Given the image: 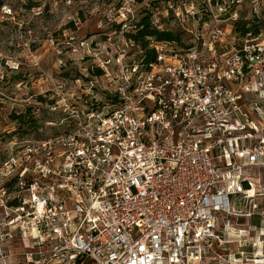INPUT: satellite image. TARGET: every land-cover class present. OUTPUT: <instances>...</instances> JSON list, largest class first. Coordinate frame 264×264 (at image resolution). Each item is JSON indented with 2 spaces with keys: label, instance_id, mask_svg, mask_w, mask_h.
<instances>
[{
  "label": "built area",
  "instance_id": "2783aa9c",
  "mask_svg": "<svg viewBox=\"0 0 264 264\" xmlns=\"http://www.w3.org/2000/svg\"><path fill=\"white\" fill-rule=\"evenodd\" d=\"M119 1L124 46H111L109 36L92 66L108 97L52 105L63 115L46 123L61 130L26 141L0 165V239L18 233L32 249L27 263L79 264L89 256L96 264H202L224 243L221 229L246 230L230 216L256 211V202L236 209L230 195L260 194L264 43L216 53L227 33L221 23L240 17L241 0H167L164 16L197 18L200 30L185 28L194 33L188 45L150 37L152 60L131 53L137 45L124 35L138 1ZM150 19L169 29L158 13ZM258 228L264 242V216ZM250 244L255 258L257 243ZM239 255L218 254L221 264L248 257Z\"/></svg>",
  "mask_w": 264,
  "mask_h": 264
},
{
  "label": "rangeland",
  "instance_id": "374dc122",
  "mask_svg": "<svg viewBox=\"0 0 264 264\" xmlns=\"http://www.w3.org/2000/svg\"><path fill=\"white\" fill-rule=\"evenodd\" d=\"M0 3L2 165L15 156L26 141H37L61 130L60 126L46 123L63 115L60 109L51 111L52 105H60L68 99L82 104L90 101L92 96H101L105 100L108 97L105 81L100 77L98 82L94 81V74H98V69L92 71L95 53L98 47L102 44L108 46L111 41V46L119 45L122 48L124 44L116 20L119 0H0ZM167 4V0L138 1L135 3V19L138 20L145 12L158 13L166 20L167 27L179 33L182 43L188 45L194 38L193 32L200 30L201 22L197 18L181 22L171 13L168 17L164 16ZM234 8L243 21H248L253 30L260 32L255 37H250L253 36L251 34L241 36L235 30L236 20L223 21L221 25L227 33L224 41L216 44L217 54L223 50L231 54L233 48H238L243 42L264 43V0H241ZM187 27L192 28L193 32L186 31ZM109 36L111 41L108 40ZM83 39L89 44L81 45ZM128 48L131 53L137 54L136 46L130 45ZM90 80L94 83L92 87ZM105 102L109 104L112 101ZM253 172L254 168H250L248 174L256 176ZM258 175L261 178L256 181V193L260 194L252 199L242 198L240 193L230 195L231 202L236 200V209L242 212L253 202L257 203L252 217L241 213L230 216L232 225L236 229H246V234L241 237L225 236L229 241L225 243L226 247L216 244V251H209L202 264H221L218 254L224 256L229 251L239 249L248 255L240 258L241 264H264V242L260 243L255 258L251 255L253 247L250 244L253 240L251 236L257 233L264 216V170ZM9 190L11 196L17 193L14 184ZM221 233L226 235L228 232L221 229ZM31 250L25 247V242L15 232L11 238L0 239V264H31L26 260V253ZM79 264L96 262L88 256L83 257Z\"/></svg>",
  "mask_w": 264,
  "mask_h": 264
},
{
  "label": "trees",
  "instance_id": "16d2710c",
  "mask_svg": "<svg viewBox=\"0 0 264 264\" xmlns=\"http://www.w3.org/2000/svg\"><path fill=\"white\" fill-rule=\"evenodd\" d=\"M138 1L141 2V0ZM227 15L228 13H226L224 16ZM247 23L248 21H243L242 17L235 21V30L239 32V35L245 36L250 33L251 35L255 36L260 32L258 29L253 30L252 26H249ZM124 35L134 39L137 45L136 50L138 51L139 57L148 60H152L155 57V49L149 47L150 37L154 38V40L172 41L173 39H176L181 41L179 33H176L170 29H160L153 26L150 19V12H145L138 20H134L132 22L131 28L125 31Z\"/></svg>",
  "mask_w": 264,
  "mask_h": 264
},
{
  "label": "crops",
  "instance_id": "0c3cea01",
  "mask_svg": "<svg viewBox=\"0 0 264 264\" xmlns=\"http://www.w3.org/2000/svg\"><path fill=\"white\" fill-rule=\"evenodd\" d=\"M253 192H254V190H252ZM251 191V193H253ZM255 228V227H254ZM238 229V228H237ZM246 230L245 231H239V230H235V232L234 233H230V234H226L225 236H230V235H236L237 237H241L242 235H245L246 234ZM224 236V237H225ZM251 239H253L252 241H250V243H252V242H254V240L256 241V243H257V245H256V248L258 249V247H259V245H260V243H263V242H261V241H259L258 239H257V237H256V233L254 234V236H251ZM224 245H221V246H224V247H226L225 246V243H227V242H229L226 238H224ZM227 245V244H226ZM253 247V246H252ZM239 250H242V249H239ZM230 253H233V254H235L237 257H239L240 255H239V251H229ZM229 252H227V253H229ZM227 253H225V254H227ZM256 263V262H255ZM254 263V264H255ZM249 264V263H248ZM253 264V263H252Z\"/></svg>",
  "mask_w": 264,
  "mask_h": 264
},
{
  "label": "bare ground",
  "instance_id": "6f19581e",
  "mask_svg": "<svg viewBox=\"0 0 264 264\" xmlns=\"http://www.w3.org/2000/svg\"><path fill=\"white\" fill-rule=\"evenodd\" d=\"M252 190H254V188H253V189H250V191H249V192L251 193V191H252ZM252 192H253V191H252ZM251 194H253V193H251Z\"/></svg>",
  "mask_w": 264,
  "mask_h": 264
}]
</instances>
